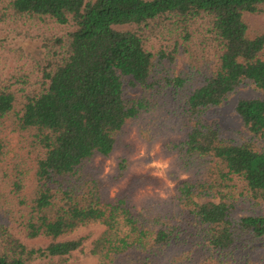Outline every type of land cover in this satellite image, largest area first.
Returning <instances> with one entry per match:
<instances>
[{"label": "trees", "instance_id": "trees-1", "mask_svg": "<svg viewBox=\"0 0 264 264\" xmlns=\"http://www.w3.org/2000/svg\"><path fill=\"white\" fill-rule=\"evenodd\" d=\"M1 4V17L8 10L71 30L42 61V90L18 102L0 88V264H69L89 238L65 237L92 222L105 226L91 248L100 264H264V212L235 214L241 200L264 204V147L229 140L200 118L246 81L264 95V29L253 33L245 17L264 14V0ZM165 33L175 37L172 48L150 50ZM182 47L187 71L159 75ZM137 86L140 95H125ZM235 111L264 140V98H241ZM131 126L172 158L178 180L167 198H135L145 175L106 197L92 162L112 156ZM131 154L119 156L115 181L127 176ZM39 238L47 242L31 243Z\"/></svg>", "mask_w": 264, "mask_h": 264}, {"label": "rangeland", "instance_id": "rangeland-1", "mask_svg": "<svg viewBox=\"0 0 264 264\" xmlns=\"http://www.w3.org/2000/svg\"><path fill=\"white\" fill-rule=\"evenodd\" d=\"M4 4L0 5V10ZM246 20L253 33L264 29V14L246 13ZM202 28L203 25L198 24ZM71 30L70 26L59 24L49 19H40L26 15H15L5 10V15L0 16V88H10L22 101L28 94L42 90L46 85L44 78V67L42 61L51 52L60 50L56 38L65 37ZM175 37L168 33L153 38L149 42V49L156 52L162 47L170 50ZM199 40V39H197ZM189 54L183 47L178 52V59L175 62L163 60L159 75L168 73L171 76L183 74L188 69ZM143 92L141 86L127 88L125 95L135 97ZM261 97L264 95L255 89L254 85L246 81L239 85L229 94L223 104L204 110L201 114L203 121L216 126L221 134L235 142L254 141L264 147V140L256 137L245 125L241 117L235 111L236 103L241 98ZM9 123V122H8ZM120 148L108 157H97L92 162L100 169V177L106 187V197L114 199L119 193L126 189L129 184L135 181V176H148V184L141 187L135 198L143 200L150 197L167 198L175 190L177 180L175 175H170L172 158L161 153L160 146L148 144L140 140L137 128L131 126L127 129ZM16 131H8L9 138L13 144L21 145L19 140L23 138ZM132 152L130 157V169L127 176L120 182L114 180L119 156ZM187 178V174H182ZM140 182V181H138ZM199 202L212 200L209 196H199ZM216 200V199H214ZM264 204L256 205L247 200H241L236 207V216L241 217L248 214L263 213ZM105 226L99 222H92L77 228L65 238H75L83 235L88 236L84 248L69 256V264H100L99 255L92 253L93 241L104 231ZM47 240L39 238L32 240L34 245L44 244ZM257 254L264 256V241L259 243ZM262 247V248H261ZM258 256V257H260ZM42 259H37L34 264H41Z\"/></svg>", "mask_w": 264, "mask_h": 264}]
</instances>
